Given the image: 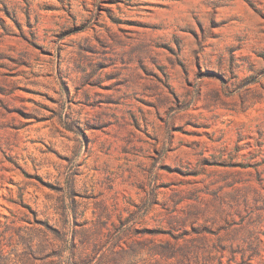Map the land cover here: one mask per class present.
<instances>
[{
    "label": "rangeland",
    "instance_id": "rangeland-1",
    "mask_svg": "<svg viewBox=\"0 0 264 264\" xmlns=\"http://www.w3.org/2000/svg\"><path fill=\"white\" fill-rule=\"evenodd\" d=\"M0 264H264V0H0Z\"/></svg>",
    "mask_w": 264,
    "mask_h": 264
}]
</instances>
